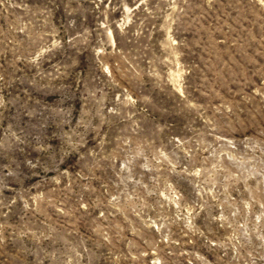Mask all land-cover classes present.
Wrapping results in <instances>:
<instances>
[{"label":"rangeland","instance_id":"1","mask_svg":"<svg viewBox=\"0 0 264 264\" xmlns=\"http://www.w3.org/2000/svg\"><path fill=\"white\" fill-rule=\"evenodd\" d=\"M0 264H264V0H0Z\"/></svg>","mask_w":264,"mask_h":264}]
</instances>
